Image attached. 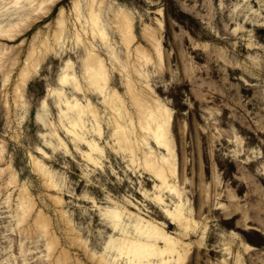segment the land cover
<instances>
[{"label":"rangeland","instance_id":"obj_1","mask_svg":"<svg viewBox=\"0 0 264 264\" xmlns=\"http://www.w3.org/2000/svg\"><path fill=\"white\" fill-rule=\"evenodd\" d=\"M7 1L0 0L4 25L27 4ZM76 2L57 0L46 14L17 30L20 34L0 36V52L6 50L0 56V264L113 259L114 253H104L113 231L101 214L112 200L164 221L179 235L162 208L141 193L152 189L154 179L116 143L114 113L84 79L83 58L95 43L110 71L108 90H120L133 108L124 65L131 69L137 63L139 46L148 76L132 78L136 91L146 99L158 97L172 110L177 176L200 222V235L207 227L202 241L199 233L188 235L194 245L185 264H264V0ZM89 4L106 22L108 42L121 63L108 54L106 39L101 43L103 38L89 31ZM60 6L65 25L58 40ZM121 13L133 21L129 46L121 39ZM31 52L24 82L19 76ZM69 61L84 87L80 93L58 84ZM67 97L94 102L102 134L93 135L106 150L103 165L89 162L68 134ZM128 122V130L134 128L141 137L138 121L132 128ZM22 195L31 203L24 211Z\"/></svg>","mask_w":264,"mask_h":264},{"label":"bare ground","instance_id":"obj_2","mask_svg":"<svg viewBox=\"0 0 264 264\" xmlns=\"http://www.w3.org/2000/svg\"><path fill=\"white\" fill-rule=\"evenodd\" d=\"M20 1L21 0H15L13 3H15L14 5H16ZM56 1L57 0H26V2L24 1L27 4L21 5L22 13L19 14L18 18L6 24L7 27L6 25L2 24L3 22L0 20V36H7V38L9 36H13L17 30H21L23 26L31 23L29 21L34 18L36 19L44 13L46 14V12L51 9L52 5ZM90 8L91 9L89 12V27L91 29L89 31H92L94 36L96 35L100 36V38H103V40L101 39L100 41L101 43L104 41V39H106V42L104 41V45L108 50V54L111 56L113 61L121 63L122 57L119 55V52L117 50L113 49L115 45L112 46V43L108 42V26L106 22L101 19V13L94 8V5H90ZM64 9V6H60L58 15L55 18L58 24L60 25V31L56 33L58 40L61 37L60 33L62 32V30H64ZM120 16V21L119 19L118 21L121 22L119 26V30L122 34L121 39H123L124 43L129 46L131 38H133V21L131 23V16L129 17L127 13H121ZM117 18L118 17L115 16V19ZM149 28L150 27H148V29ZM17 32L19 33L20 31ZM15 35L17 36V34ZM78 37H80V35H78ZM79 40H82V38ZM97 40L99 41V39ZM158 40L157 42H155V45L157 51H159V54L161 56L162 47L160 48V43ZM95 44L94 47H91V45L89 46V50H87L88 52L83 58V75L85 81H87L89 85L88 88H90L91 91L99 95L101 100L112 109L111 111H113L114 113V117H112V119L114 118L115 121V123L113 124H116V126H114L115 129L113 132V138L115 139L116 143L120 145L123 149L126 148L125 150L130 151L132 156L131 160L138 166H140V168L143 169L144 172L151 175L154 179L152 189H145L141 193L145 197H147V199H150L154 203L158 204L162 208L164 215L172 223H174L180 231L179 235H174L165 227L164 221H158L152 216L142 215L139 212L122 206L118 201L112 200V204L104 208L101 211V214L104 219V222H106L109 228H111V230L113 231V233L109 235L105 242L104 253H114V257L113 259H108L107 257L102 256L97 260L101 264H120L119 260H124L123 263L125 262L126 264H185L194 245L192 241L187 240L188 235H197L200 231L201 226L199 220L191 212L192 209L189 208V206L187 205L188 201L185 197L183 187L181 186L177 176V154L174 137L171 130V124L173 120L172 110L168 106H166L161 100H159L158 97L146 99L142 94L136 91V87L134 86L135 83H132V78L136 75L139 77L148 76L146 75V73H144L145 70H142V66L145 65V63H143L144 61H142L144 60V53L142 55L140 54L141 52L139 51H141L142 49L140 50L138 46V52L134 51L137 52V63H133L134 65L131 69L126 67V65L129 64L125 63L126 65H124V69L126 68L125 71L127 72L128 70L129 72L125 74V76L127 75L126 92L128 91V100L130 101L129 103H131V105L133 106V108H131L133 110L131 111L126 101V97L120 92V90L114 87L113 89L108 90L110 71L108 69L107 63L105 62V58L103 57L100 51H97L98 47L96 48L97 44ZM2 50L3 52H0V56L2 55V53L4 54L5 47ZM32 54L33 52L30 53L29 57L27 56L28 58L26 59V63H24L25 66L21 69L19 77L24 82L28 76L31 58L33 57ZM147 55L145 60L147 62H151V57ZM161 59L158 58L159 61ZM35 60V64L38 65V59ZM58 84H61V87H74L75 90L79 93L84 91V87L81 86V82L79 81L77 73L74 69L73 61H69L67 66L64 67L63 74L59 78ZM58 94L60 98H62V91H58ZM43 109L44 108H42V110ZM65 111L67 113H70L72 117L71 127L67 128V132L69 135L72 136L75 145L79 147L83 156L87 158L89 162H91L95 166L103 165L102 160L103 157L106 156V150L100 144L97 137H94L93 135L94 133H97V135L102 134L99 123V114L94 102L89 97L87 98L86 102H84L78 97H75V99L73 100L67 97L65 99ZM89 120H92V122L90 123ZM87 121H89V123ZM128 121H131L130 123L133 124L129 126L131 128L132 126L134 127V123H137L138 121L139 130L142 132L141 137L135 134L136 132L134 131V128H132L130 131L128 130ZM89 134L91 135L89 136ZM138 134L140 135L139 132ZM82 145L86 146V148H82ZM120 146L119 148H121ZM43 151L45 152V150ZM166 197H170V201H167ZM21 200V204L23 205L24 211V209L28 208L31 203L29 204L28 198L25 195L21 196ZM129 201L131 202V200ZM131 203H133V205H136V202H134L133 200ZM206 231L207 227H204L201 235L200 233L198 234L199 239L201 241L206 236Z\"/></svg>","mask_w":264,"mask_h":264}]
</instances>
